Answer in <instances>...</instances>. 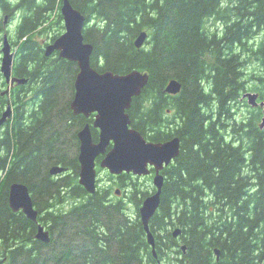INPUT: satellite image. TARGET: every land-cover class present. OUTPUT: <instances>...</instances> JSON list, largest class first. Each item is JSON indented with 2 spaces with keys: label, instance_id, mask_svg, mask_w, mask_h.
Segmentation results:
<instances>
[{
  "label": "trees",
  "instance_id": "trees-1",
  "mask_svg": "<svg viewBox=\"0 0 264 264\" xmlns=\"http://www.w3.org/2000/svg\"><path fill=\"white\" fill-rule=\"evenodd\" d=\"M69 1L86 18L94 69L148 73L127 111L131 126L147 140L180 139L149 221L157 258L138 212L152 184L117 176L114 183L128 186L125 203L110 197L111 186L90 194L78 182L77 133L88 121L70 107L78 67L57 51L46 56L36 39L53 41L64 28L61 0H0L6 13H21L15 71L29 78L36 102L2 135L0 169L10 151L13 160L0 185V264H264L262 109L242 98L253 91L264 100V0ZM141 31L148 35L137 48ZM172 78L181 83L177 94L164 92ZM56 164L67 172L50 175ZM10 182L27 185L48 244L34 237L35 222L8 208Z\"/></svg>",
  "mask_w": 264,
  "mask_h": 264
},
{
  "label": "water",
  "instance_id": "water-1",
  "mask_svg": "<svg viewBox=\"0 0 264 264\" xmlns=\"http://www.w3.org/2000/svg\"><path fill=\"white\" fill-rule=\"evenodd\" d=\"M60 14L63 19L64 32L47 44L44 54L49 56L54 51L58 56L77 64L78 72L74 81V95L70 107L74 115L89 116L94 113L92 126L99 129L98 141H93L90 124L86 123L79 129V171L78 182L90 194L96 189V159L100 167L106 168L112 175L131 173L135 176H147L153 170L152 183L155 191L145 197L138 212L151 252L156 258L155 238L149 227V221L160 204V196L165 176L161 172L180 153V139L178 136L155 142L147 140L137 129L131 126L128 109L132 99L140 95L142 88L148 81V73L132 70L117 74L112 71L99 72L91 66L90 58L93 45L84 41L83 28L86 18L80 10L75 8L69 0H61ZM147 32L141 31L135 38L137 48L143 46L147 39ZM1 71L6 79L10 78L14 53L7 41L2 47ZM13 81L26 82V78H13ZM181 90L178 79L167 81L164 92L177 94ZM258 93L246 91L242 98L252 107H260L261 117L259 127L264 128V100H258ZM8 115L6 110L0 118V125ZM110 149L107 151L108 146ZM67 168L60 164L52 165L50 174L58 175L66 172ZM120 190L116 189V193ZM9 206L13 212H21L31 221L37 223L34 237L42 243L48 244L50 233L46 227L38 222V209L34 206L32 196L26 184L13 182L9 187ZM181 229L175 228L174 237ZM185 245L181 249L185 251ZM219 258V249H214Z\"/></svg>",
  "mask_w": 264,
  "mask_h": 264
},
{
  "label": "flooded vegetation",
  "instance_id": "flooded-vegetation-1",
  "mask_svg": "<svg viewBox=\"0 0 264 264\" xmlns=\"http://www.w3.org/2000/svg\"><path fill=\"white\" fill-rule=\"evenodd\" d=\"M21 20H22V17H21V13L19 10H14L12 13H6L5 9L0 7V118L3 116L4 112L6 110H8L7 117L5 118V120L0 125V157L1 158L3 156H6V151L4 150L3 145H2V141H3L2 135L6 132L7 129H10L11 121L13 120V118L17 117L18 113L21 114L23 117L26 116L28 113V107L27 106H29V105L35 106V104H36L34 88H33L32 84H28L29 78L19 76V75H17V73L15 71L16 62H17V50H18L19 44L22 41L21 39H18V37H19L18 25L20 24ZM5 41L8 42V44L10 45L11 52L14 53L13 63H12V68H11V75H10L9 79H6L3 72L1 71V61H2V56H3L2 47H3V44ZM51 42H52L51 39L47 42H46V40L41 41V43L43 44L44 50H45V47L47 46V44H49ZM13 78H26L27 81L20 83V82H17L16 80L13 81L12 80ZM80 115H82V114H80ZM83 116L88 119V121L85 122L83 124V126L86 123H89L93 141H95V142L98 141L99 129L92 126V122L94 119V113H90L89 116H85V115H83ZM77 139H78V136H77ZM79 144H80V142L78 139V147L75 150V151H78V153H79ZM110 147H111V144L108 146L107 151L110 149ZM9 154H10V156L7 160V167H6L5 171L0 169V185L2 184L3 186H5L4 185L5 184L4 179H5L7 171L10 168V162H11V160H13L11 151ZM17 159L18 158H15L16 161H18ZM77 159H78V154H77ZM101 159H102V155H99L96 159V163L99 162V160H101ZM152 173H153V170L151 169V175H152ZM126 174H131V173H126ZM50 175H52V174H50ZM58 175H52V176H58ZM12 183L13 182H10L7 184V187L5 189H3V195H2L3 199L5 198L6 204L10 210H11V208L9 206L8 197H9V187ZM121 186H127V184H122ZM125 192L126 193L124 194V198L120 197V199L123 200V202L128 203L129 199L126 195L128 192V189ZM50 209H51V207H50ZM16 212L22 213L21 210H18ZM38 214H39V211H38ZM36 225H37V223H36ZM156 264H161V261L159 259H157Z\"/></svg>",
  "mask_w": 264,
  "mask_h": 264
},
{
  "label": "rangeland",
  "instance_id": "rangeland-1",
  "mask_svg": "<svg viewBox=\"0 0 264 264\" xmlns=\"http://www.w3.org/2000/svg\"><path fill=\"white\" fill-rule=\"evenodd\" d=\"M54 31L57 32V37H58L61 33L64 32V28H59L58 31L57 30H54ZM36 39L38 41L46 40V38L44 36H38V37H36ZM49 40H50V38L48 37L47 41H49ZM237 106H238L237 107L238 108L237 114L240 117H242L246 113V107L244 106L243 103H239ZM110 175H112V174H110L106 168L100 167L99 162L96 163L97 186L102 187L104 189H107L108 187L111 186V194H110L111 198H115V199L120 198V197L124 198V194L126 193L125 191L128 189V186H120L119 184L114 183V181H117V178H116L117 176L113 175L114 178H112V177H110ZM132 177L135 178L137 176L132 175ZM138 177H140L139 180H140V182H142L143 185H148V184L153 185L152 175L148 176L149 179H147V178L145 179V177H147V176H138ZM116 189H120V192L118 194L114 193V191ZM68 206L69 205L67 203L64 204L65 208H67ZM127 207H128L129 211H131V212L134 211V206L132 204L129 203Z\"/></svg>",
  "mask_w": 264,
  "mask_h": 264
}]
</instances>
